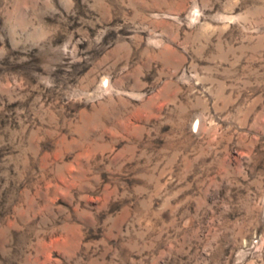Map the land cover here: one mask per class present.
I'll use <instances>...</instances> for the list:
<instances>
[{
	"label": "rangeland",
	"instance_id": "rangeland-1",
	"mask_svg": "<svg viewBox=\"0 0 264 264\" xmlns=\"http://www.w3.org/2000/svg\"><path fill=\"white\" fill-rule=\"evenodd\" d=\"M0 264H264V0H0Z\"/></svg>",
	"mask_w": 264,
	"mask_h": 264
}]
</instances>
